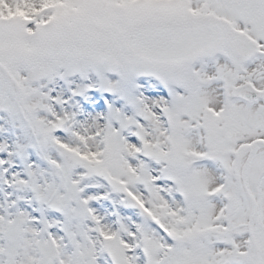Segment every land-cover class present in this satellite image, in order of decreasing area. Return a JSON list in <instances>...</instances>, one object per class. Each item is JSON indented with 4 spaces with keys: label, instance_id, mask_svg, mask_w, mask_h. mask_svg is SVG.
Listing matches in <instances>:
<instances>
[{
    "label": "snow or ice",
    "instance_id": "6c2138e0",
    "mask_svg": "<svg viewBox=\"0 0 264 264\" xmlns=\"http://www.w3.org/2000/svg\"><path fill=\"white\" fill-rule=\"evenodd\" d=\"M0 264H264V0H0Z\"/></svg>",
    "mask_w": 264,
    "mask_h": 264
}]
</instances>
